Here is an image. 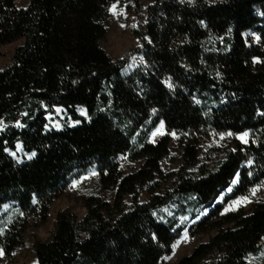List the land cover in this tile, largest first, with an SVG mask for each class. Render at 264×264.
Wrapping results in <instances>:
<instances>
[{
    "label": "trees",
    "instance_id": "1",
    "mask_svg": "<svg viewBox=\"0 0 264 264\" xmlns=\"http://www.w3.org/2000/svg\"><path fill=\"white\" fill-rule=\"evenodd\" d=\"M145 2L139 58L125 69L101 43L111 5L142 8L139 0H0V47L21 41L0 71V261L46 222L72 179L94 170L83 216L60 210L49 237L33 242L37 264H159L205 209L191 228L209 240L175 264H264V201L225 211L264 184V0ZM55 107L80 123L45 129ZM244 131L247 144L234 138ZM171 136L181 159L166 172ZM16 142L36 156L17 163L3 150ZM122 159L137 167L125 172ZM237 172L226 203H216Z\"/></svg>",
    "mask_w": 264,
    "mask_h": 264
},
{
    "label": "rangeland",
    "instance_id": "2",
    "mask_svg": "<svg viewBox=\"0 0 264 264\" xmlns=\"http://www.w3.org/2000/svg\"><path fill=\"white\" fill-rule=\"evenodd\" d=\"M30 0H14V4L17 7L26 8L27 4ZM142 4V8H128L121 9L115 11L116 14H112L110 16V20L108 23V28L106 32V37L103 39L101 46L110 56V58L114 61H126L127 67L135 60L139 58L137 46L139 41L137 39L135 30H138L141 25L145 22V0H139ZM135 25V27L133 26ZM21 41L14 43L4 44L0 47V71L4 70L5 67L9 66L13 59L14 49L19 45ZM57 108L55 107L52 114L46 115V124L49 125L47 130L56 129L52 127L53 122H59L61 124V128L67 127L70 124V121H75L67 112H65L62 108L60 112H57ZM77 108L76 112L78 115L82 116ZM75 125V124H74ZM160 125L157 124V127L152 131V133L158 128ZM151 133L149 139L152 142L159 141L160 137L165 134V126L163 127L162 132H158L155 136ZM173 141L170 143V157L163 159L161 166L163 171L170 172L177 168L180 163V155L177 147V142H175L174 137L171 136ZM236 140L241 142L237 139ZM249 139V138H248ZM14 149H9L7 152L10 155V152H16V156L19 157L20 163L28 159L26 157V152L17 151L16 144ZM242 143V142H241ZM211 145V140L206 138L205 143L202 144V151L200 154L206 155L208 152V146ZM22 147V145H21ZM13 160H16V157L10 155ZM204 159V158H202ZM122 167L125 172H130L133 168L137 167L132 163H129L126 159H122ZM97 179V173L94 170H89L84 175L78 178H74L69 182V185L66 187L65 193L59 198L55 199L52 203V206L48 212L47 220L44 224H40L37 226L32 224L25 233V238L23 244L14 250L12 259L10 261L1 260L0 264H37L35 252H33V242L35 240L46 239L49 237L55 223L56 214L63 209H68L73 215L77 218H81L85 212V209L82 204V197L85 194L92 192L94 189V183ZM232 186L226 188L219 194V196L215 199L216 203H226L224 200L231 192L233 187L236 184L231 183ZM264 185V184H262ZM261 186V185H260ZM257 186L258 190L255 195H252L251 191L246 195L249 197L248 203H241L239 206L244 209H249L255 202L264 201V187ZM231 188V191H229ZM103 198L112 199L111 195H107L105 192L101 193ZM244 197V196H243ZM145 195L143 194L140 199L143 200ZM234 199L233 201H235ZM229 201L226 203V207L231 208L232 202ZM124 203L130 204L129 197H124ZM237 206V207H239ZM208 209L203 210L194 220L189 221L186 227L181 231L182 233L176 239V241L172 245V251L169 255L165 256L164 259L159 264H175L180 257L184 254L189 253L196 244L201 242H206L209 240L211 232H202L196 231L195 228H191L193 223L203 215L207 213Z\"/></svg>",
    "mask_w": 264,
    "mask_h": 264
},
{
    "label": "snow or ice",
    "instance_id": "3",
    "mask_svg": "<svg viewBox=\"0 0 264 264\" xmlns=\"http://www.w3.org/2000/svg\"><path fill=\"white\" fill-rule=\"evenodd\" d=\"M117 2H119V0H117ZM180 2H181V3H184V0H180ZM193 2H194V0H187V3H188L189 5H191ZM205 2H206V3H209V4H215V3H216V0H205ZM115 9H116V3L112 4L109 10H110V11H113V14H116ZM121 11H123V10L121 9ZM199 23H200L201 25H204V21H203V20H201ZM133 26L135 27V25H133ZM230 31H231V29H229V32H230ZM250 35L254 38L255 41H259V40H260V37H259L256 33L253 32V33H251ZM144 39L147 40L148 37H145ZM141 61H143V58H142V57H141ZM253 62H254V63L259 62V58H257V57H253ZM219 75H220V74L217 73V76H219ZM165 84H167V86H168L169 88H172V87H173V85H172L169 81H167V80L165 81ZM193 100H194L196 103H200V101H199V100H196L195 97H193ZM61 110H62V109L57 108V112H60ZM78 111L80 112L81 115H83V116H87V112L85 111V109L80 108V109H78ZM153 111H155V109H153ZM258 114H260V115H264V113H259V112H258ZM79 123H80L79 120L70 121V124H72V125H74V124H79ZM16 126H17V127H23V125H22L19 121L16 122ZM7 127H8V125L5 124L4 121H3L2 119H0V131H4ZM52 127L56 128V129H60V128H61V124H60L59 122H53V123H52ZM163 127H164V122H163V121H160V125H159L158 128L152 133V135L155 136L158 132H162ZM44 128H45V129H48V128H49V125H48V124H45V125H44ZM172 135L174 136L175 134L172 133ZM220 135H221V137H223V136H225V135H227V136H232V135H234V134L231 133V132H228V133H221ZM235 135L237 136V139H239L242 143L247 144V143L249 142V141H248V137H249V132H248V131H244V132H242V133L235 134ZM252 142L255 143V141H252ZM16 149H17V151H22V147H21V145H20L19 142L16 144ZM3 150H4L5 152H9V149L6 148V147H5ZM233 151H235V149H234ZM10 155H12L13 157H16L17 163H20V159H19V157L16 156V152H10ZM34 156H36V152H35V151L30 152V153H26V157H27L28 159H31V158H33ZM246 163H247L248 165H251V164L253 163V161H252L251 158H249V159L247 160ZM249 175H251V173H249ZM238 178H239V172H237L236 175L234 176V178H233V180H232V183H233V184L238 183V182H239ZM260 187H264V185H261ZM257 190H258L257 187L252 188V189H251V193H252V195H255V193H256ZM229 191H231V188H229ZM248 202H249V197H247V196L239 197V198H237L235 201L232 202V206H231V208H227V207H226V208H225V211L235 210V208H236L237 206H239L241 203H248ZM2 231H3V230L0 229V233H2ZM153 239H154V240L156 239L155 235H153ZM3 254H4V253H3V250H0V255H3Z\"/></svg>",
    "mask_w": 264,
    "mask_h": 264
}]
</instances>
